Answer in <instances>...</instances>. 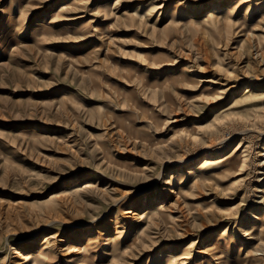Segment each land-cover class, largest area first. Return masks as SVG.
I'll list each match as a JSON object with an SVG mask.
<instances>
[{
	"label": "rangeland",
	"instance_id": "1",
	"mask_svg": "<svg viewBox=\"0 0 264 264\" xmlns=\"http://www.w3.org/2000/svg\"><path fill=\"white\" fill-rule=\"evenodd\" d=\"M1 26L0 264L41 244L44 264H264L241 226L264 210V0H0ZM237 143L242 170H195ZM220 237L258 261L201 254Z\"/></svg>",
	"mask_w": 264,
	"mask_h": 264
},
{
	"label": "bare ground",
	"instance_id": "2",
	"mask_svg": "<svg viewBox=\"0 0 264 264\" xmlns=\"http://www.w3.org/2000/svg\"><path fill=\"white\" fill-rule=\"evenodd\" d=\"M221 1V0H220ZM203 3V2H202ZM223 3V2H221ZM202 7V6H201ZM33 9L35 8L34 6L32 7ZM63 8V7H62ZM219 8V6H217L216 4H214V6L208 8L209 10H212L211 12H213V10H217ZM36 9V8H35ZM70 9V8H69ZM205 9V8H204ZM68 10V9H67ZM66 11V10H65ZM70 11V10H69ZM78 11V10H77ZM203 11V10H202ZM16 12V11H15ZM204 12V11H203ZM209 12L208 13V17H211L212 16V13ZM19 13V12H18ZM24 13V12H23ZM27 13V12H26ZM33 13V12H32ZM194 13V12H193ZM211 13V14H210ZM20 14V13H19ZM196 14V13H195ZM197 15V14H196ZM13 17V16H12ZM21 18V16L19 17ZM24 18V17H23ZM194 18V17H193ZM22 19V18H21ZM20 19V21H21ZM28 19V18H27ZM23 20V19H22ZM209 23L212 22V20H209L208 21ZM22 23V21H21ZM20 24V23H19ZM227 25V23H226ZM6 26V25H5ZM8 26V25H7ZM7 28V27H6ZM12 28V27H11ZM6 29L4 28V26H1L0 27V37H2V35H4V32ZM9 31L11 29H8ZM19 31V30H18ZM29 31V30H28ZM14 32V31H13ZM18 34V33H16ZM24 35V34H23ZM26 36V35H25ZM255 36V35H254ZM258 37V35H257ZM81 38V37H80ZM264 38V37H263ZM259 40V39H258ZM261 40V38H260ZM263 41V39H262ZM34 45V44H33ZM257 45V44H256ZM262 46V44H259ZM258 47V46H257ZM39 52V51H38ZM249 54V53H248ZM66 58V57H65ZM254 82V81H253ZM248 84V83H247ZM170 87V86H169ZM232 87V86H231ZM250 88V87H249ZM264 88V87H263ZM245 89V88H243ZM218 90V89H217ZM234 90V89H233ZM242 90V89H241ZM174 91V90H173ZM172 91V92H173ZM226 91V90H225ZM245 91V90H244ZM240 92V91H239ZM212 93V92H211ZM214 93V92H213ZM235 93V92H234ZM219 95V93H217ZM216 94V95H217ZM236 94V93H235ZM217 95V96H218ZM262 95V94H261ZM211 98H213L211 96ZM230 98V97H229ZM232 98V97H231ZM234 98V97H233ZM261 98V97H259ZM217 100V99H216ZM215 100V101H216ZM248 100V99H247ZM245 100V101H247ZM263 100V99H261ZM229 101V100H228ZM250 101V99H249ZM259 101V100H258ZM214 102V101H213ZM212 103V102H211ZM238 104V103H237ZM219 106V105H218ZM222 106V105H221ZM220 106V107H221ZM233 106H234V102L231 100L230 102H227L226 104H224L218 111L220 113H228L229 111H231L233 109ZM239 106V105H237ZM236 107V106H235ZM262 107V106H261ZM212 109V108H211ZM175 114V113H174ZM223 115V114H222ZM228 115V114H227ZM234 115V114H233ZM175 116V115H174ZM179 116V115H178ZM224 116V115H223ZM222 116V117H223ZM226 116V115H225ZM236 116V115H234ZM177 117V116H176ZM195 117V116H194ZM213 118V117H212ZM218 119V118H217ZM248 119V118H247ZM191 120V119H190ZM195 120V119H194ZM193 120V121H194ZM199 120V119H198ZM216 120V119H215ZM236 120V119H235ZM238 120V119H237ZM219 121H221L219 119ZM219 121H216V122H219ZM223 121V120H222ZM244 121V120H243ZM174 122V121H172ZM197 122V121H196ZM181 123V122H180ZM207 123V122H206ZM245 123V122H244ZM184 124V123H183ZM187 124V123H186ZM227 124V123H226ZM243 124V123H242ZM253 124V123H252ZM194 127V124L192 125V128ZM183 128V127H182ZM201 128H203L201 126ZM205 128V127H204ZM251 129V128H250ZM221 129H219V126L217 125V123L214 125V126H211V133L213 134V136L215 137L218 132L220 131ZM196 131V130H195ZM201 131V130H199ZM195 133V132H194ZM200 133V132H199ZM208 133V132H207ZM189 134V133H188ZM196 134V133H195ZM203 134V133H202ZM174 136V135H173ZM193 136V135H192ZM192 139H196L194 136L192 137ZM235 140V139H234ZM245 140V139H244ZM195 140H193L194 142ZM218 141V140H217ZM219 143V142H218ZM262 145V144H261ZM230 145H227L226 148L228 147V149L230 148L229 147ZM242 146L240 145V143H237L235 145L232 146V153L231 155H227L228 153H224L220 156H213V155H205L204 157L201 158V161L199 162V164L196 167L195 170H198L200 169V167L202 165H205L204 167H206L207 171L208 172H204V174L206 173H211V177L209 178H213V175H218V171L220 170V176L219 177H222L224 176L226 173L230 172L231 169H237L238 170H242V168L245 166V163H246V155H245V150L242 149ZM207 149V148H206ZM261 150L257 153V156H262L264 155V143L262 145V147L260 148ZM239 152V153H238ZM215 153V152H214ZM197 159V158H196ZM231 159H234L236 161V164H231L230 162L232 161ZM188 160V159H187ZM259 160V159H258ZM131 161V160H130ZM135 162V161H134ZM174 162V161H173ZM183 162V161H182ZM190 163V162H189ZM257 163V162H256ZM178 164V163H177ZM188 164V163H187ZM207 164V165H206ZM259 164V163H258ZM235 166V167H234ZM164 167V166H163ZM263 167V166H262ZM174 169V168H173ZM223 169L225 170L223 172ZM176 172V171H175ZM181 172H183L181 169L180 170H177V173H176V176H180L181 175ZM193 172H196V171H192V170H188V174H191ZM199 172V171H197ZM196 172V173H197ZM174 173V172H173ZM185 173V172H184ZM263 173V172H262ZM261 173V174H262ZM144 174V173H143ZM171 174V172H170ZM259 174V173H258ZM165 176V175H164ZM167 176V175H166ZM236 176V175H235ZM218 177V178H219ZM142 178V177H141ZM256 178V177H255ZM169 179V178H168ZM143 180V179H142ZM181 180V179H180ZM202 181L199 183L201 184V186H204L206 183H208L204 178L201 179ZM241 180V179H240ZM264 180V179H263ZM259 181V180H258ZM262 182V185L260 188H258V192L260 193V198L261 200L264 201V181H261ZM234 183V181H233ZM210 184V183H209ZM170 185V184H169ZM207 185V184H206ZM86 186V185H85ZM167 186V185H166ZM192 186V185H191ZM210 186V185H209ZM88 187V186H87ZM181 187V186H180ZM194 187V186H193ZM192 187V188H193ZM170 188V187H169ZM200 188V187H199ZM77 189V188H76ZM82 189V187H81ZM85 189V187H84ZM201 189V188H200ZM83 190V189H82ZM195 190V189H194ZM172 191V190H171ZM188 191V190H186ZM227 191V190H226ZM173 192V191H172ZM225 192V191H224ZM165 194V193H164ZM173 194V193H172ZM192 194V193H191ZM222 194V193H220ZM133 195V193H132ZM224 195V194H223ZM52 196L54 195H51L50 198H52ZM158 196V195H157ZM185 196V195H184ZM225 196V195H224ZM144 197V196H142ZM168 197V196H167ZM222 199V198H221ZM225 199V197H224ZM228 199V198H227ZM50 201V200H49ZM36 202V201H35ZM55 202V201H54ZM161 198L156 197V196H153V197H145L144 199H142V201L140 202V204L138 205V209L136 210L138 212V210H140V213H143L145 216L146 215V218H152L153 216H158L161 220V222L165 223L167 221H169L170 217L167 216V214H164V206H163V203H161ZM214 202V201H213ZM47 205V204H46ZM51 205V204H50ZM227 206V205H226ZM131 207V206H129ZM211 207V206H210ZM233 207V206H232ZM253 207V206H252ZM175 208V207H174ZM173 209V208H172ZM233 208H231L230 210H232ZM238 209V208H237ZM128 210V209H127ZM208 210V209H207ZM214 210V209H212ZM216 210V209H215ZM251 210V209H250ZM133 211V210H132ZM135 211V212H136ZM202 211V210H201ZM204 211V210H203ZM206 211V210H205ZM218 211V210H217ZM216 211V215L218 216H223V213L218 211ZM238 211V210H237ZM46 212V211H45ZM225 212V211H224ZM139 213V212H138ZM215 213V212H214ZM246 213V212H245ZM238 215V214H237ZM248 215V214H247ZM116 219V218H115ZM230 219V218H229ZM117 220V219H116ZM141 220V219H140ZM222 220V219H221ZM151 221V220H150ZM158 220L156 221H153L152 223L154 225L158 224L157 222ZM149 224V223H148ZM251 224V228H250V231L249 229H245V232L249 231L252 235H259V236H262L264 235V210H260L258 209L257 211L255 212H252L250 213L247 217L243 218V221L241 223V226H244L245 228L249 227V225ZM258 224V227H257V230L255 225ZM228 225V224H227ZM149 226V225H148ZM234 226V225H233ZM137 227V226H136ZM243 227V228H244ZM156 228V227H155ZM222 229V228H221ZM177 230V229H176ZM88 231V230H87ZM151 232V231H150ZM238 232V231H237ZM241 232H242V228H241ZM240 232V233H241ZM111 233V232H110ZM145 233V232H144ZM176 233V232H175ZM239 233V234H240ZM244 233V232H243ZM113 234V233H112ZM234 234V233H233ZM237 234V233H236ZM249 234H247L249 236ZM115 235V234H114ZM146 235V234H145ZM84 236V235H83ZM246 236V235H245ZM107 237V236H106ZM112 237V236H111ZM141 237V235H140ZM50 238V237H49ZM83 238L82 236L79 237V239ZM104 239V238H103ZM102 239V240H103ZM150 239V238H148ZM39 240V239H38ZM114 240V239H113ZM140 240V239H139ZM219 241L216 242V245H215V248L212 247V245L210 246H205L203 250H201V254L203 253V251H207V254L206 256H208L209 260L212 259V261L215 259L218 263H224V262H227L228 259H227V256H224L223 255V251H217L215 252V250L218 248V247H221L223 250L225 249H228L229 247H231L232 245H236V248H237V257L240 258L241 254H242V250H243V246H244V242H235V243H232V241L228 238H225V237H221L218 239ZM248 240V239H247ZM80 241V240H79ZM78 241V242H79ZM103 242V241H102ZM247 242V241H246ZM48 243V242H47ZM141 243V242H140ZM212 244V243H211ZM218 244V245H217ZM49 245V244H48ZM114 245V244H113ZM140 245V244H139ZM116 246V245H115ZM156 246V245H155ZM163 246V245H162ZM161 246V247H162ZM196 246V245H195ZM66 247V245H65ZM132 247V246H131ZM256 247H259L258 249H256L255 251H262V248H264V245L263 244H260L259 246H256ZM44 244H41V245H38V246H33V247H28V249H26L24 252H18V255L19 256H22L24 258L25 261H30L32 260L33 262H37V264H44V259L42 258L44 255H45V252H44ZM123 248V247H122ZM169 248V246H168ZM49 249V248H48ZM66 249V248H65ZM105 249V248H103ZM119 249L118 246H116V250ZM132 249V248H131ZM153 249V248H152ZM171 249V248H170ZM67 250V249H66ZM72 250V249H71ZM160 250V248H159ZM18 251V250H17ZM73 251V250H72ZM76 252L78 250H75ZM118 251V250H117ZM154 251V250H153ZM174 251V250H173ZM82 252V251H81ZM91 252V251H90ZM198 252V251H197ZM212 252V253H211ZM47 253V252H46ZM52 253V252H51ZM54 253V252H53ZM79 253V252H78ZM145 253V252H144ZM149 253V252H148ZM168 253V252H167ZM178 253V252H177ZM199 253V252H198ZM214 253H217V254H214ZM246 253V251H245ZM258 253V252H257ZM75 254V253H74ZM82 254V253H81ZM171 254V253H170ZM230 254V253H229ZM49 255V254H48ZM76 255V254H75ZM165 255V254H164ZM190 255V254H189ZM150 256V255H149ZM166 256V255H165ZM248 255L245 254L242 258L239 259V262L240 263H251L252 260L254 259L255 262L258 261V258L256 255H254V257L252 258V260H248V258H246ZM81 257V256H80ZM159 257H161V255H159ZM159 257H157V259L155 260V264H176L177 263V260L176 258L172 257L170 259L167 258V260H164L163 257H161L159 259ZM19 258V257H18ZM99 258V257H98ZM145 258V256H144ZM143 258V259H144ZM206 258V257H205ZM214 258V259H213ZM166 259V258H165ZM180 259H183V257L181 256ZM190 259V258H189ZM49 261V260H48ZM154 261V260H153ZM152 263V262H151ZM184 263V262H183ZM214 263V262H213Z\"/></svg>",
	"mask_w": 264,
	"mask_h": 264
}]
</instances>
